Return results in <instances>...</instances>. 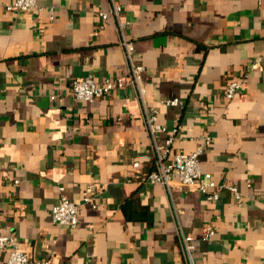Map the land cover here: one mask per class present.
<instances>
[{
	"label": "crops",
	"instance_id": "1",
	"mask_svg": "<svg viewBox=\"0 0 264 264\" xmlns=\"http://www.w3.org/2000/svg\"><path fill=\"white\" fill-rule=\"evenodd\" d=\"M11 1L0 0V233L52 264H264V0H114L143 93L126 86L91 101L73 98V79L128 71L111 0H36L31 13L7 10ZM141 95L170 153L210 137L201 168L240 201L227 188L211 200L145 181L153 150ZM61 196L78 205L75 227L51 219Z\"/></svg>",
	"mask_w": 264,
	"mask_h": 264
},
{
	"label": "built area",
	"instance_id": "2",
	"mask_svg": "<svg viewBox=\"0 0 264 264\" xmlns=\"http://www.w3.org/2000/svg\"><path fill=\"white\" fill-rule=\"evenodd\" d=\"M36 7V0H12L6 4L5 8L10 11L31 13ZM109 13L115 18L119 34V45L122 47L124 57L128 64L126 74L115 76L114 78H106L101 82H97L95 78L88 74L77 77L71 81L70 91L73 98L83 101H91L110 92L125 88L126 86H134L140 94L143 90L140 87L144 66L137 63L134 58V44L132 39L126 34L127 22L119 18L121 14V6L111 0ZM99 15L106 18L105 12H99ZM41 31V28H40ZM253 69H259L258 63L251 65ZM246 82V75L240 78L229 79L223 89V95L227 99H231L239 90H241ZM141 103L144 111V125L151 140V148L153 150V168L148 171L144 179L150 184L162 185L169 195L175 190H181L185 187L197 190L208 199L216 200L218 192L221 188H227L232 192L237 201H240V194L237 189L230 184H217L212 179L209 172L202 170L200 165V157L206 146L210 143V137L206 136L202 142L191 152H171L169 150L170 140L163 143L158 142L162 126L157 123L156 110L152 106H148L141 95ZM169 106H177L181 102L178 98H167L163 101ZM132 168L139 172V163L133 162ZM17 182V180H15ZM92 197L89 192L83 193V202H91ZM179 214V211H177ZM51 219L55 224L75 227L78 222V205L65 198L60 200L51 208ZM213 234V229L206 226L203 236L208 238ZM179 240L183 249V253L192 263L191 249L192 238L184 234L178 227ZM8 248L7 264H52L45 259H31L25 251L20 250L12 235L0 233V252Z\"/></svg>",
	"mask_w": 264,
	"mask_h": 264
},
{
	"label": "trees",
	"instance_id": "3",
	"mask_svg": "<svg viewBox=\"0 0 264 264\" xmlns=\"http://www.w3.org/2000/svg\"><path fill=\"white\" fill-rule=\"evenodd\" d=\"M152 163H153V162H152ZM152 168H153V164H152ZM152 168H151V169H152ZM151 169H150V170H151ZM150 170H149V171H150Z\"/></svg>",
	"mask_w": 264,
	"mask_h": 264
}]
</instances>
